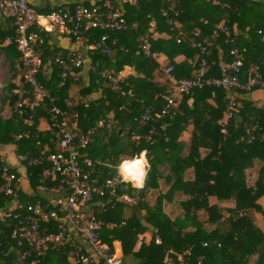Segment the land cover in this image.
Here are the masks:
<instances>
[{"label":"trees","instance_id":"trees-1","mask_svg":"<svg viewBox=\"0 0 264 264\" xmlns=\"http://www.w3.org/2000/svg\"><path fill=\"white\" fill-rule=\"evenodd\" d=\"M82 1L91 5L94 1L102 3L105 0ZM221 1L224 6L206 0H136L135 4H124L129 30L109 34V44L116 41L112 53L106 55L103 50L89 49L104 36L103 31H92L89 43L85 44L91 61V76L89 86L84 87L81 94L90 96L100 92L101 97L88 104L80 102L69 107L66 100L73 76L59 89L60 72L43 73L40 80L51 91L53 102H45L33 126H26L23 119L14 114L10 116L16 100L12 88L8 90L12 80L4 87V109L8 108L9 115L0 113V146H9L16 159L18 156L39 157L46 146L51 152L57 150L56 144L50 142L55 140L52 130H38L41 118L49 121L48 111L52 106L70 117L77 115L79 130L83 132L112 114L113 120L118 121L111 129H99L95 143L81 151L84 157L99 162L94 177L97 183L116 177V165L121 160L146 152L150 166L144 187H129L127 191L119 187L118 190L129 193L136 202L112 208L110 198L106 197L102 202L96 200L92 208L94 215L104 222L127 221L126 227L106 230L104 239L109 244L119 241L125 261L130 260L132 264H264V228L255 218L261 215L264 223V207L260 204L264 198V142L249 143L246 133L256 123L264 130V109L245 101L242 97L247 93L237 92L234 94V114L226 119L228 92L207 87L182 97L175 111L162 120L143 122L146 111L154 115L163 109L164 97L173 87L166 73L171 67V76L176 80L190 79L195 76L198 63L205 59L208 77L220 78L221 67L232 61L230 51L236 47L246 50L243 81L254 66L264 70V43L258 34V31H264V0ZM35 9L45 15L54 10ZM164 12L168 16H164ZM171 20L176 22L175 27L169 25ZM221 23L233 33L234 45L227 43L225 36L216 31V25ZM12 34L11 23L4 22L0 26V46L16 69L20 55L15 46L4 45L5 39ZM154 34L168 38H154ZM143 38L150 41L155 56L167 57L166 67L161 68L156 57L143 56L140 50ZM46 43L47 40L43 48L44 62L51 63L57 54L46 50ZM194 43L201 44L206 52L202 53L193 46ZM181 56L184 60L177 62ZM126 67L133 68L137 76L120 79L118 76ZM104 71L119 78L125 96L106 86V81L99 76ZM157 73L166 74L164 83L156 81ZM15 77L22 84V72L17 71ZM17 88L16 85L13 89ZM223 125L226 133L222 132ZM153 128L155 133L148 140ZM185 132H190L189 143L182 140ZM104 136L108 140L105 144L102 143ZM137 136L139 140H136ZM12 166L25 178L18 192L21 202L51 204L54 195L37 192L42 183L41 168L27 163L18 167V162ZM164 169L168 170L167 175H164ZM254 170L258 176L254 184L249 185V172ZM190 171L193 179L188 178ZM153 191L159 192V196L155 205L150 206L147 199ZM185 197L189 199H183ZM177 198V208L183 211L172 218L165 207ZM212 199H216L213 204ZM229 202L231 207L223 206ZM199 212L207 215L204 222L200 220ZM17 227L14 221L9 228L0 224V230L4 231L0 237V264H31L30 259L20 261V250L10 239V233ZM46 228L44 234L55 232L57 224ZM149 231L153 235L151 241L135 250L138 236ZM157 239L161 244H156ZM185 252L190 255L184 256L182 262L178 261L177 256ZM43 264L68 262L62 251L51 250Z\"/></svg>","mask_w":264,"mask_h":264},{"label":"built area","instance_id":"built-area-1","mask_svg":"<svg viewBox=\"0 0 264 264\" xmlns=\"http://www.w3.org/2000/svg\"><path fill=\"white\" fill-rule=\"evenodd\" d=\"M206 1L213 5L224 6L221 0ZM135 3L136 0H118V2L105 0L102 3L94 1L91 5H87L83 1H78L60 5L50 14L45 15L38 13L29 0H0V26H3L4 22H9L13 32L5 39L4 45L15 46L20 55L18 66L13 69L0 46V98L4 99L3 105L6 100L4 70L7 68L12 76L16 75L17 71L22 72V84L12 92L16 100L10 116L14 114L22 118L26 126H33L45 102H53L51 91L45 88L40 80L41 74L58 70L60 82L57 86L61 89L76 71L84 67L85 59L79 53L65 56L60 52L51 63H45L43 48L48 34L60 33L76 44L82 45L89 43V35L92 31H103L104 36L89 49L103 50L106 55H110L116 41L110 45L109 34L129 30L123 5ZM163 15L168 16L166 12ZM169 25L175 27L176 22L171 20ZM216 31L225 36L227 43L235 44L233 33L225 28L223 23L216 25ZM258 34L264 43V31L260 30ZM193 46L199 48L202 53L206 52V48L199 43H194ZM140 50L147 58L155 57L147 38L141 39ZM245 54V49L233 48L230 51L232 61L221 67L220 78L208 77V65L205 59H201L195 76L190 79L176 80L171 76L173 68L166 70L173 86L172 91L164 97L163 109L154 115H151L149 110L146 111L143 122L162 120L175 111L182 97L193 95L196 90H204L207 87L222 88L228 92L229 107L226 111V119L232 118L236 107L234 94L264 91V70L260 66H254L247 80L243 81ZM99 76L106 81V86L112 91L125 96L119 78L108 71L100 72ZM0 104L2 105V102ZM67 105L73 107L74 103L69 101ZM48 114L50 130L55 139L50 142L56 144L57 150L51 152L50 147L46 146L39 157L18 156L16 160L18 167L27 163L31 167L41 168L42 183L37 188V192L48 196L54 195L55 198L52 199L51 204L46 205L40 202H21L18 192L23 187L25 178L14 171L12 165L0 160V205H2L0 224L5 228L10 227L11 221L17 224L18 227L10 233V239L16 242L20 250V261L30 259L31 264H43L44 258L51 250H58L66 255L68 264H126L122 244L119 241L109 244L104 239V232L126 227L127 221L104 222L94 215L92 208L96 200L102 202L106 197L110 198L112 208L134 204L136 201L129 193H119L118 190L119 187L123 191L135 187L121 181L118 175L103 183H97L94 177L99 162L84 157L81 153L95 143L99 129L104 131L111 129L112 125L118 124V121L113 120L112 114L102 118L95 127L83 132L79 130L77 115L70 117L56 106H52ZM154 133L153 128L147 139L151 140ZM224 133H226L225 128ZM246 133L249 143L264 142V130L258 123L250 126ZM20 138L21 136L18 137ZM139 139L140 137L137 136L136 140ZM107 141L104 136L102 143L105 144ZM148 171L149 166L143 187ZM122 184L124 186H120ZM30 192L33 193L32 190ZM58 208L60 209L56 210ZM59 211L64 215L61 216ZM54 223L57 224L56 231L44 234L46 227ZM2 235L4 231L0 230V237ZM156 244H161V241L157 239ZM186 255H190V252L178 255V261L182 262Z\"/></svg>","mask_w":264,"mask_h":264},{"label":"crops","instance_id":"crops-1","mask_svg":"<svg viewBox=\"0 0 264 264\" xmlns=\"http://www.w3.org/2000/svg\"><path fill=\"white\" fill-rule=\"evenodd\" d=\"M30 3L38 9L41 10H46L47 8L49 9H55L56 7L63 5L65 3H73V2H78L82 0H29ZM154 38H168L167 35L160 36L158 34H154ZM47 43H46V50L51 51L55 55L62 52L64 55H70V54H75L79 53L81 54L84 59H85V64L83 69L76 71L75 74L73 75L74 81L70 85L69 89V96L68 99L66 100V103L71 101L75 105H77L80 102H83L85 104H88L89 101H95L101 97V93H94L90 96H82V90L85 87L89 86L90 83V70H91V61L90 58L88 57V52L86 49L85 44H76L74 41L70 40L68 37H66L63 34L60 33H51L48 34L47 36ZM158 63L160 64L161 68L166 67L168 64V59L164 55H158L155 56ZM55 58V57H54ZM53 60V59H52ZM184 60V57L181 56L177 58V62H182ZM136 77L137 74L133 68L126 67L124 71H122L119 74V78L122 80L127 79L128 77ZM4 77L7 79L12 80V82H8V90L12 88L14 91L15 86H19L21 83H19L18 77H15L11 75L10 71L7 70V68L4 70ZM164 75H161L160 73H157L156 75V81L159 83H164L165 82ZM6 85V84H5ZM245 101L252 102L255 104V106L258 109H264V91L263 90H255L245 96L242 97ZM3 114L9 115L8 108H3L2 111ZM38 130L40 132H47L50 130V125L48 118H41L38 126ZM0 159L3 161H6L9 164L16 165L17 161L14 155V151L8 146H0ZM249 172V171H248ZM247 172V173H248ZM179 201V198L175 199L174 202L167 203L165 210L166 212L170 209H176L177 205L176 203ZM264 204V198L260 200V204ZM172 205V206H171ZM178 210V209H177ZM171 212H175L172 210Z\"/></svg>","mask_w":264,"mask_h":264},{"label":"rangeland","instance_id":"rangeland-1","mask_svg":"<svg viewBox=\"0 0 264 264\" xmlns=\"http://www.w3.org/2000/svg\"><path fill=\"white\" fill-rule=\"evenodd\" d=\"M164 78H167L166 74H164ZM8 82H9V79H7L6 77H4V78H3V84L5 85V84H7ZM0 97H1V95H0ZM3 100H4V99H3ZM3 100H1V98H0V103L2 102V105L0 104V113H2L3 108H4ZM179 102H180V100H179ZM179 102H178V105H179ZM178 105H177V107H178ZM189 129L191 130V127H189ZM190 132H191V131H190ZM190 132H185V133L182 135V140H185L186 143H189V141H190V139H191ZM222 132L224 133V125H223ZM147 160H148V159H147ZM148 163H149V160H148ZM148 166H150V165H148ZM163 173H164V175H167V174H168V170H167V169H166V170L164 169V170H163ZM250 173H251V174H250ZM249 174H250V177H249V185H253L254 182H255L256 179H257V176H258V175H257V171L254 170V171H252V172H249ZM188 178L193 179V172H192V171L188 172ZM158 196H159V192H157V191H153V192H151L150 195L148 196V199H147L148 204H149L150 206H154L155 203H156V201H157ZM183 199L188 200L189 197H185V198H183ZM215 202H216V199H212V200H211V203H212V204L215 203ZM171 204H172V203H171ZM230 204H232V203H230V202H229V203H224L223 206H224V207H225V206H229V207H231L232 205H230ZM261 204H262L263 207H264V204H263V203H261ZM171 206H172V205H171ZM177 209H178V210H177ZM172 210H174L175 212H171ZM182 211H183V210H181V208H177V207H176V209H170V210H168V211H167V214H168L170 217H172V218H176L177 216H179L180 214H182ZM198 215H199L200 220L203 221V222L207 219V215H206L204 212H199ZM255 218H257L256 221H257L258 225L261 226L262 228H264V223H263V218H262V216H261V215H256ZM207 226L210 228L209 225H207ZM152 236H153V235H152V232H151V231H149V232H147V233H145V234H140V235L138 236V241H137V244H136V248H135V250H137L138 248H140V243H141V242H143V243H147V244H148V243L151 241ZM143 243H142V244H143ZM126 264H132V262H131L130 260H127V261H126Z\"/></svg>","mask_w":264,"mask_h":264},{"label":"clouds","instance_id":"clouds-1","mask_svg":"<svg viewBox=\"0 0 264 264\" xmlns=\"http://www.w3.org/2000/svg\"><path fill=\"white\" fill-rule=\"evenodd\" d=\"M147 168V154L146 152H141L121 160L116 165V173L121 181L130 183L135 188H141L143 187Z\"/></svg>","mask_w":264,"mask_h":264}]
</instances>
